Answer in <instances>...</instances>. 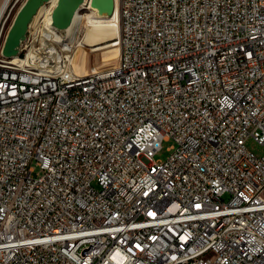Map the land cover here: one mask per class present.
<instances>
[{
  "label": "built area",
  "instance_id": "1",
  "mask_svg": "<svg viewBox=\"0 0 264 264\" xmlns=\"http://www.w3.org/2000/svg\"><path fill=\"white\" fill-rule=\"evenodd\" d=\"M117 12L111 73L72 77L45 8L0 70V264H264V0Z\"/></svg>",
  "mask_w": 264,
  "mask_h": 264
},
{
  "label": "rangeland",
  "instance_id": "2",
  "mask_svg": "<svg viewBox=\"0 0 264 264\" xmlns=\"http://www.w3.org/2000/svg\"><path fill=\"white\" fill-rule=\"evenodd\" d=\"M2 0H0L1 2ZM118 0H115L117 2ZM21 3H18L13 9L10 14L9 20L5 22L0 27H9L18 8L20 7ZM89 11L81 12L79 17H75V24L77 29L78 24H80L81 17L88 14ZM41 17V14L38 15V18ZM74 22V21H73ZM111 23V22H110ZM35 26V25H34ZM105 26V25H103ZM109 25H106L107 27ZM93 27V26H92ZM89 25L85 24L83 21L79 27L77 32H73V34L66 33L65 37V44H69L73 47L70 48V53L72 56L73 63L76 69H79L78 72L81 74L91 73L92 71H101L105 69L114 68L118 62L119 58V45L117 37L115 39H109L108 32H103L101 35L97 36L94 39L88 38V33L90 32ZM103 27V29H105ZM116 35H119L118 31L116 30ZM72 38V39H71ZM0 39H3V28H0ZM71 40V41H70ZM71 42H73L71 44ZM75 59V60H74ZM77 66H80L79 68ZM92 72V73H93ZM173 145V141L171 139L162 140L161 148L158 152L154 155V160L156 161H164L170 155L169 148ZM246 148L251 151L256 156L260 157L264 155V145L258 144L252 138H248L245 142ZM33 166V176H40L42 174L40 168L35 164L32 163Z\"/></svg>",
  "mask_w": 264,
  "mask_h": 264
},
{
  "label": "bare ground",
  "instance_id": "3",
  "mask_svg": "<svg viewBox=\"0 0 264 264\" xmlns=\"http://www.w3.org/2000/svg\"><path fill=\"white\" fill-rule=\"evenodd\" d=\"M119 1V0H118ZM117 1V2H118ZM117 2H115L114 0V12L113 15L111 17H103V16H98L97 11L96 10H90L88 5H81V8H83L82 11H79L75 14L71 25L65 30L68 35L71 33L73 34V32H77L78 31V27L80 24H78L77 29L75 24V17H79L81 14V12L83 11H89L88 14H85V16H83L82 18V22L84 21L85 24L89 25L90 28V32L88 33V38L89 39H94L97 36L101 35L103 32H108V38L109 39H115L117 37V40L119 41V35L120 34H127L128 33V22H127V17H125V12H117ZM8 3V0H2L0 2V15L2 14L3 10L5 9L6 5ZM56 5V0H50L48 2H46L43 6L40 7V9L38 10V12L34 15L32 21H31V25L32 23H38V21H42V14L41 12L43 11V9H48V10H53V8ZM41 14V17L38 18V15ZM8 19V15H1L0 18V26H2L3 24H5V22ZM74 21V22H73ZM47 22H52L51 20V15H47ZM111 22V23H110ZM103 25H109L107 27L103 26ZM103 27H105V29H103ZM116 30L118 31L119 35H116ZM46 31V24H35L34 26V36L35 37H44V33ZM66 37V36H65ZM72 39V38H71ZM65 40V38L63 39ZM71 41V40H70ZM65 42V41H64ZM73 42H71L72 44ZM119 45V57H123L124 56V49H123V41H119L118 42ZM71 46V45H70ZM69 44H65L64 45V50L70 51V47ZM73 49V47H72ZM75 60V59H74ZM119 61V58H118ZM68 63H72V65H70V72L72 77H79V78H87V77H94V76H98V70L95 72H91V73H83L81 74L80 72H78L79 69H76L73 60H72V56L71 53L68 56ZM118 62L116 64L115 67H117ZM78 68L80 66H77ZM7 70V71H18V64L17 63H13L12 59L9 58H2L0 59V70ZM101 72L104 73H111L113 72V68L111 69H103L101 70Z\"/></svg>",
  "mask_w": 264,
  "mask_h": 264
},
{
  "label": "water",
  "instance_id": "4",
  "mask_svg": "<svg viewBox=\"0 0 264 264\" xmlns=\"http://www.w3.org/2000/svg\"><path fill=\"white\" fill-rule=\"evenodd\" d=\"M50 0H25L16 12L7 31L1 53L6 58L19 54L21 42L25 40L26 33L34 15L41 6ZM84 0H56L51 13V26L57 30H66L72 23L75 14L82 11L80 6ZM91 10H96L98 16L111 17L114 12V0H91Z\"/></svg>",
  "mask_w": 264,
  "mask_h": 264
}]
</instances>
